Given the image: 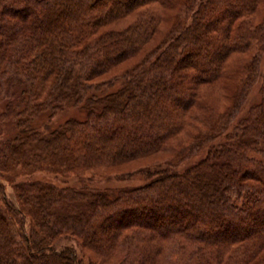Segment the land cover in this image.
<instances>
[{"label":"trees","instance_id":"trees-1","mask_svg":"<svg viewBox=\"0 0 264 264\" xmlns=\"http://www.w3.org/2000/svg\"><path fill=\"white\" fill-rule=\"evenodd\" d=\"M153 3L174 11L170 34L122 87L98 95L90 79L136 56L158 30L163 14ZM263 52L264 0H0V102L19 127L0 138V169L85 175L168 152L189 111L198 129L174 157L209 145L183 172L157 169L142 186L116 192L29 181L15 185L11 201L0 182V264H86L74 248L56 246L60 235L99 255L87 264H158L163 252L164 264H264V83L259 103L230 131ZM195 54L202 58L191 62ZM238 55L246 59L234 70V98L220 110L200 90L214 92ZM68 102L84 104L85 118L47 135L29 125Z\"/></svg>","mask_w":264,"mask_h":264},{"label":"rangeland","instance_id":"rangeland-1","mask_svg":"<svg viewBox=\"0 0 264 264\" xmlns=\"http://www.w3.org/2000/svg\"><path fill=\"white\" fill-rule=\"evenodd\" d=\"M154 9H156L161 16V20L158 24V30L153 35L151 40L142 48L136 56L127 58L120 63L116 64L113 68L109 69L106 72H103L90 81L94 82L95 87L100 86L95 91L98 95H105L106 93H111L118 88L122 87L128 77L127 72H131L134 69L135 65H138L140 62L147 60V64L153 60L155 57L154 51L157 47L168 37L170 34V29L174 22V11L170 10L167 7H163L158 3L151 4ZM135 14L132 13L126 18L120 20L119 26H125L133 19ZM201 55V56H200ZM198 58H202V54H195L190 59V61H197ZM234 59V56L230 58ZM237 61H234L236 60ZM245 56L235 57L234 60H231L230 71L225 77H221L219 84L217 85L214 92L212 89L200 90V93L204 97L210 98L215 105L219 107L220 110H225L232 103L234 97L232 93L230 94V89L232 84L235 82L237 76H240L238 71H234L235 67L241 64V61H245ZM229 60V61H230ZM186 61L183 62L185 65ZM238 63V64H237ZM229 67H227L228 69ZM232 69V70H231ZM233 71V72H232ZM264 83V52L260 60V74L257 79L253 82L251 86V92L248 98L242 101V107L237 115L234 117L233 124L230 126L231 130L234 128L236 123H239L241 118H246L253 111L255 105H257L261 99V88ZM24 105L22 104L21 107ZM200 107L192 108V110L198 111ZM5 112V103L4 101L0 102V138H10L18 133V122L15 117H3ZM86 116V108L84 104L75 106L73 103H65L62 107H57L54 110H46L41 113L36 114L35 116L28 117V123L31 127L40 130L43 134H49V131L59 127L69 118H78L84 119ZM184 122L187 125L178 133V136L173 139L169 145L170 151L164 152H155L148 154L143 157H139L129 161L119 162L114 165H103L95 166L94 169L84 170L85 175H79L76 171L71 170L67 174H63L55 168H49L47 166H42L39 169H32L27 173L25 168H17L7 170L0 169V182H3L6 186V195L11 201H16L17 193L15 185L18 183L29 182V181H42L46 183L54 184L60 188L72 187L78 189H87V190H109L111 192H116L122 188H135L140 187L148 181V176L150 172H153L157 169L169 168L179 172H183L186 168L193 165L202 159L208 150L209 145H207L204 150L200 153L193 154L192 156H186L185 158L174 157V155H179L182 151V147L186 145L190 140L187 137L188 133L194 135L197 132V129L192 125L195 121L192 111H189L188 114L185 113ZM201 129V128H200ZM187 135H186V134ZM186 135V136H185ZM225 136L216 140L215 144L223 142ZM255 154V152H251ZM256 155V154H255ZM182 157V156H181ZM173 158V159H172ZM122 173V174H121ZM1 203L3 201L0 200ZM32 219L29 216L26 219L27 228H31ZM114 222L109 226H105V229L114 227ZM156 227V226H154ZM161 227V226H160ZM159 227V228H160ZM260 228V227H259ZM258 228V229H259ZM56 246L61 249L66 246L74 248L76 250L78 257L83 260L84 263H89V261H99L100 257L96 254L95 251H92L90 248L83 245L82 241L72 235H60L57 237ZM167 254L162 253L158 258V264H164L163 260L166 259Z\"/></svg>","mask_w":264,"mask_h":264}]
</instances>
